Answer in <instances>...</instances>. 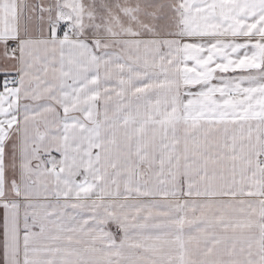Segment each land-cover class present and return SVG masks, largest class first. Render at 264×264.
<instances>
[{"label": "snow or ice", "instance_id": "6c2138e0", "mask_svg": "<svg viewBox=\"0 0 264 264\" xmlns=\"http://www.w3.org/2000/svg\"><path fill=\"white\" fill-rule=\"evenodd\" d=\"M0 264H264V0H0Z\"/></svg>", "mask_w": 264, "mask_h": 264}]
</instances>
